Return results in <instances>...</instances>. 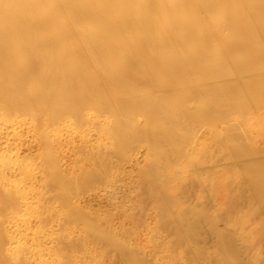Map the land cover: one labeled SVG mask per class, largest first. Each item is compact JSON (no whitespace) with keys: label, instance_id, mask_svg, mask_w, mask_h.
Returning <instances> with one entry per match:
<instances>
[{"label":"bare ground","instance_id":"obj_1","mask_svg":"<svg viewBox=\"0 0 264 264\" xmlns=\"http://www.w3.org/2000/svg\"><path fill=\"white\" fill-rule=\"evenodd\" d=\"M254 111L264 115V0H0V264H104L119 245L128 264H159L157 248L130 246L147 235L161 247L155 216L136 215L150 185L167 196L199 182L175 175L214 147L246 200L264 190V165L239 160L264 152ZM35 178L59 192L45 210L26 201ZM126 192L136 204L111 212Z\"/></svg>","mask_w":264,"mask_h":264},{"label":"rangeland","instance_id":"obj_2","mask_svg":"<svg viewBox=\"0 0 264 264\" xmlns=\"http://www.w3.org/2000/svg\"><path fill=\"white\" fill-rule=\"evenodd\" d=\"M253 118L254 122L264 124V115L258 111H254ZM259 143L261 142L259 141ZM262 144L264 143L259 145L264 146ZM16 148L15 142L10 141L6 151L12 152ZM216 149L212 147V156L201 155L194 165L189 166L190 170L178 172L175 175L181 179L197 177L199 182L186 184L183 182L179 189L167 194V196L150 185L149 189L152 191L150 193L153 200L145 199L141 204L143 208L137 210L136 215L138 222L147 216L146 213L155 216L159 240L162 241L161 247H157L158 237H155L156 242L154 238L152 242H146L148 236L145 235L132 239L133 244L130 245L132 250L140 252L141 246L154 250L157 248L156 255L160 258L159 264H238L242 254L249 258L251 252L258 251L260 252L257 256L259 260L247 264H264V215L261 214V210H264V203L261 202V198L264 197V190H258L254 187L255 189L250 194L251 198L246 200L244 197L246 189L242 187L244 186L243 176H240L238 189H235V186L231 185L230 182L231 173L228 172L231 158L227 157L225 151H217ZM33 153L34 151H30L21 153V155L28 157ZM239 160L242 163L264 165V152L259 149L247 150ZM95 177L96 173L93 172L89 174L88 179ZM25 187L28 205L35 206L36 209L40 210H45V205L59 195V192L53 191L48 185L37 187L36 178L27 182ZM141 187L137 190V195L142 197L144 196V185ZM212 187L217 188V194L213 197L214 201L208 198L209 189ZM92 192L89 188H83L80 190V195L90 198ZM101 193L102 190H99L98 194ZM134 195L135 193L126 192L122 197L115 199L114 204L109 206L111 212H118L119 206L122 204L135 205ZM234 197L235 205L228 204L227 200L230 201ZM249 209H253L254 212L250 213ZM241 218L246 220L241 221ZM32 221L29 223L31 227L38 225ZM114 221L115 223L119 222L118 214L113 218ZM138 222H136L137 228ZM134 225L135 221L123 219L122 223L119 224V229H129ZM57 227L61 229L62 226L59 224ZM237 227H240L238 231L235 230ZM227 232L250 236V242L238 243V249L227 248L223 242ZM148 235L150 236V234ZM78 248L77 245L75 249L78 250ZM125 252L126 248L119 245V256L112 254L110 259L104 260V264H112V260H115V264H128ZM179 255L183 256L182 260H180ZM139 257L142 256L139 255Z\"/></svg>","mask_w":264,"mask_h":264}]
</instances>
